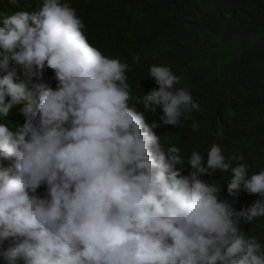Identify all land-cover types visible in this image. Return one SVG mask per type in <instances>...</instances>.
I'll use <instances>...</instances> for the list:
<instances>
[{"label": "clouds", "instance_id": "clouds-1", "mask_svg": "<svg viewBox=\"0 0 264 264\" xmlns=\"http://www.w3.org/2000/svg\"><path fill=\"white\" fill-rule=\"evenodd\" d=\"M35 5L0 27V258L264 264V245L240 230L264 217V171L249 176L246 164L233 166L242 157L226 158L216 144L179 167L180 149L169 143L183 141L172 130L199 105L175 87L172 69L152 65L158 88L141 94L127 83L128 65L89 41L84 18L95 22L96 12L63 0ZM13 110L24 122L10 127L2 121ZM217 171H230V197L259 198L237 211L221 185L201 179Z\"/></svg>", "mask_w": 264, "mask_h": 264}, {"label": "trees", "instance_id": "trees-1", "mask_svg": "<svg viewBox=\"0 0 264 264\" xmlns=\"http://www.w3.org/2000/svg\"><path fill=\"white\" fill-rule=\"evenodd\" d=\"M35 2L0 0V27L18 10L34 12ZM63 2L96 12L95 22L84 18L89 41L128 65L129 85L141 94L148 85L158 88L149 69L165 65L179 78L175 87L185 88L199 105V110L188 112L189 123H181L182 131L172 130L183 141L169 143L180 149L179 167L193 151L206 156L216 144L226 158L242 157L233 166L246 164L249 176L264 171V0ZM45 80L55 88L53 70L45 69ZM2 122L11 127L23 124L24 118L13 110ZM183 168L185 175L192 171L187 162ZM230 178V171L201 176L221 185V199L229 200L237 211L249 208L259 197L247 192L230 197ZM45 191L41 187L38 193L43 196ZM240 230L264 245V217L242 223Z\"/></svg>", "mask_w": 264, "mask_h": 264}, {"label": "rangeland", "instance_id": "rangeland-1", "mask_svg": "<svg viewBox=\"0 0 264 264\" xmlns=\"http://www.w3.org/2000/svg\"><path fill=\"white\" fill-rule=\"evenodd\" d=\"M3 261V259L2 258H0V262H2Z\"/></svg>", "mask_w": 264, "mask_h": 264}]
</instances>
